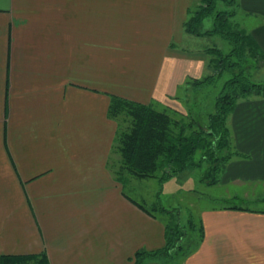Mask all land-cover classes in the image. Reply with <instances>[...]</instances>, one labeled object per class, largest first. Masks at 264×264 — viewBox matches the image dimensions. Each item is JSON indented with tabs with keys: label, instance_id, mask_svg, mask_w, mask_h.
I'll use <instances>...</instances> for the list:
<instances>
[{
	"label": "crops",
	"instance_id": "obj_1",
	"mask_svg": "<svg viewBox=\"0 0 264 264\" xmlns=\"http://www.w3.org/2000/svg\"><path fill=\"white\" fill-rule=\"evenodd\" d=\"M235 1L264 52V0ZM194 2L0 0V256L133 264L164 247L163 221L108 170L107 109L114 95L181 111L178 87L207 73L201 38L183 30ZM227 126L240 157L213 186L226 187L217 200L264 202V98L238 101ZM240 208L202 210L203 239L180 263L264 264V208Z\"/></svg>",
	"mask_w": 264,
	"mask_h": 264
},
{
	"label": "trees",
	"instance_id": "obj_2",
	"mask_svg": "<svg viewBox=\"0 0 264 264\" xmlns=\"http://www.w3.org/2000/svg\"><path fill=\"white\" fill-rule=\"evenodd\" d=\"M227 6L236 5L235 0H195L187 12L183 24L186 35L192 37L218 36L225 40L230 49L225 53L216 47H206L207 68L212 74L200 78H187L178 91H201L214 86L225 75L214 101V110L206 121L201 119L198 107L186 104V112L152 101L141 104L110 95L107 117L115 123L108 170L123 188L131 177L155 179L159 185L187 170L206 169V183L213 187L219 181L228 161L240 154L232 148V138L227 119L238 101L251 97L264 98V82L251 79V70L264 62V52L241 25L232 19L234 13L219 10L217 2ZM211 19V27L202 30L203 22ZM170 47L176 48L175 44ZM177 96L175 95L174 99ZM204 178V177H203ZM129 199L146 214H154ZM230 208L242 209L238 206ZM160 211H171L160 207ZM163 221V220H162ZM164 247L154 251L141 250L135 253L133 264L146 259L170 260L175 254L188 256L197 249L203 239V227L192 219L184 226L178 220L163 221ZM195 239V241H193ZM189 241V242H188ZM194 243V244H193ZM193 244V245H192ZM49 264L45 254L27 256H0V264L31 262Z\"/></svg>",
	"mask_w": 264,
	"mask_h": 264
},
{
	"label": "rangeland",
	"instance_id": "obj_3",
	"mask_svg": "<svg viewBox=\"0 0 264 264\" xmlns=\"http://www.w3.org/2000/svg\"><path fill=\"white\" fill-rule=\"evenodd\" d=\"M217 6L219 10L233 12L234 15L232 19L236 18L235 16L238 10V6H232V4L227 6L222 1L217 2ZM238 15L239 14L237 13V17ZM211 23V19L205 20L202 25V30L209 29L211 27ZM199 38L201 39H196V45L200 44L205 47H216L218 49H221L225 53L230 49L228 43L218 36ZM189 46L190 49H194L195 47L193 43L189 44ZM263 65L264 62L260 63V66L257 69H250L252 74L251 79L256 83L264 82ZM206 72L207 73L205 75L212 74L211 70H209L208 68ZM227 78L228 76L225 75L221 80L217 81L214 86L197 92H194V90H190V92H183L182 88L179 91L177 89L176 101H178V103L180 104L181 112H186V104L193 107V101H195L196 104L194 106L199 108L201 119L203 121H206L208 114L212 113L214 110L215 98L218 95L223 82ZM205 179L206 169L187 170L186 172L181 173L178 176L173 177L169 181L163 183L162 186H160L158 181L155 179H136L131 177L128 181L125 182V193L128 197H131L132 199L137 201L138 204L150 210L161 220H178L184 226L188 225L189 219H192L194 224L198 225L202 210L218 207L220 205L233 206L237 204L239 205V207L241 206L243 208H264V202H252L250 204H248V202L246 204V202L241 201L240 196H238V198L233 197L231 200H217L218 196H224V198L226 197V187H211L207 185ZM249 191H251L250 188L248 189V192ZM252 191L257 192L259 191V189H254ZM238 193L242 195V190L239 189ZM160 207L171 211V213L166 214L161 212ZM193 241H195V239ZM190 254H192V252ZM186 257H182L181 254H175L174 257L170 260H150V263L145 261L144 264H181L180 262ZM14 264L35 263L31 261L26 263L17 262Z\"/></svg>",
	"mask_w": 264,
	"mask_h": 264
}]
</instances>
